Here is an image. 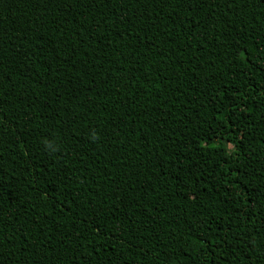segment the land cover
Segmentation results:
<instances>
[{
	"label": "trees",
	"instance_id": "obj_1",
	"mask_svg": "<svg viewBox=\"0 0 264 264\" xmlns=\"http://www.w3.org/2000/svg\"><path fill=\"white\" fill-rule=\"evenodd\" d=\"M0 264H264V0H0Z\"/></svg>",
	"mask_w": 264,
	"mask_h": 264
}]
</instances>
